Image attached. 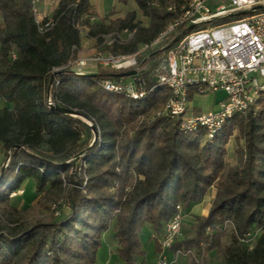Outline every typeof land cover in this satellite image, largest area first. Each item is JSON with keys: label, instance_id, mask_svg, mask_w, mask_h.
I'll return each mask as SVG.
<instances>
[{"label": "trees", "instance_id": "trees-1", "mask_svg": "<svg viewBox=\"0 0 264 264\" xmlns=\"http://www.w3.org/2000/svg\"><path fill=\"white\" fill-rule=\"evenodd\" d=\"M128 1L145 24L135 10L95 19L90 0H59L53 25L39 31L30 0H0V155L8 157L0 166V214L13 224L14 193L28 179L55 204L41 219L0 222V264H95L113 218L123 264H144L142 225L160 233L176 205L191 207L209 187L215 193L207 213L195 216L194 233L175 240L169 250H190L196 264L203 251L213 249L223 264H264V94L255 112L233 115L211 141L202 142L179 131L177 119L153 116L169 95L165 87L139 101L108 93L99 83L118 71L103 67L87 75L59 69V83L49 84L54 69L75 56L82 30L100 42L113 30L135 29L127 44L101 47L131 53L172 20L169 5L185 0H118ZM47 93L53 104L89 118L95 138L84 121L48 105ZM194 95L191 90L187 97ZM235 130L242 144L236 148L239 161L230 164L226 145ZM63 190L67 212L59 201ZM225 223L231 227L230 243L222 240ZM253 234L248 247L244 242Z\"/></svg>", "mask_w": 264, "mask_h": 264}, {"label": "built area", "instance_id": "built-area-1", "mask_svg": "<svg viewBox=\"0 0 264 264\" xmlns=\"http://www.w3.org/2000/svg\"><path fill=\"white\" fill-rule=\"evenodd\" d=\"M37 1L30 0L34 18ZM167 10L175 12L172 20L135 51L113 53L101 49L132 40L135 29L124 27L103 34L93 53L83 57L75 54L54 71L68 69L76 75H87L98 67L115 71L134 69L135 73L130 76L105 78L99 85L105 92L137 101L156 88L165 87L169 95L153 116L177 119L182 133L199 137L202 142L211 141L233 115H245L251 109L255 112L257 99L264 94V0H185L169 5ZM243 11L247 13L241 14ZM233 15L237 17L218 20ZM35 22L39 31L47 30L54 23L51 18L45 21L35 18ZM190 25H193L191 29ZM83 34L88 36L84 30L81 37ZM176 36L175 42L166 44L168 48L162 45L163 40L172 41ZM78 48L75 47L76 52ZM53 80L55 85L59 83L56 74ZM207 88L221 89L225 97L215 110L192 112L189 92L202 94ZM46 103L53 104L49 93ZM181 226L182 207L176 205V212L162 227L155 264H171L165 251L179 239ZM178 253L182 252L176 251L173 255ZM189 253L192 252L183 254Z\"/></svg>", "mask_w": 264, "mask_h": 264}, {"label": "rangeland", "instance_id": "rangeland-1", "mask_svg": "<svg viewBox=\"0 0 264 264\" xmlns=\"http://www.w3.org/2000/svg\"><path fill=\"white\" fill-rule=\"evenodd\" d=\"M102 4L107 8L110 9L113 5L118 6L119 3L117 0H102ZM134 6L133 2L130 1L124 9H130ZM138 18L145 24L147 19L143 17L140 13H138ZM83 39L86 36L83 34ZM100 68V67H99ZM107 68V67H103ZM110 69V68H108ZM121 72V71H118ZM264 80V79H262ZM225 97V92L221 89L218 90H210L206 89L202 94H196L190 100V106L193 108L194 111L198 112H206L207 110H215L220 100ZM4 104V101L0 99V106ZM257 104V103H256ZM84 119V118H83ZM88 123H92L91 120H85ZM97 134V133H96ZM236 130L234 131L233 135L229 138L226 148V156L225 160L228 161L230 164H236L239 161V154L236 152V148L238 147L239 138L236 135ZM92 139H94L92 137ZM8 157H5L4 160L1 159L0 155V166L4 168L7 164ZM72 170V169H71ZM61 196L59 201L64 204L62 210L64 212L68 211V206L66 204V194L65 191H61ZM15 196L13 197V204L16 206L17 210L14 213L15 220L13 224L8 222V218L0 214V222L6 225H16L21 223H26L33 221L34 219H41L50 215L51 211L54 209L55 204L51 200H44L41 193H37L35 188L33 187V181L28 179L23 183V185L14 193ZM62 199V200H61ZM190 208V207H189ZM183 209L182 210V226H181V234L180 239L192 235L194 233L193 225L195 222V215H191L190 217L186 214L189 210ZM114 225H115V218H113L109 222L108 228L103 231L101 236V245L97 249L96 252V260L95 264H123L122 259L119 257L117 252V239L114 236ZM225 236L222 238L224 243H230V231L231 227L230 224H226L225 226ZM6 229H4L5 231ZM161 233H154L148 223H144L142 225L141 231L139 232V239L141 242V248L143 250V257L142 260L144 264H155L158 249L155 251V245L158 246V240L160 239ZM259 230H256L255 234H258ZM255 234L249 238L248 242H244L248 247H250L253 242L255 241ZM167 255V260L170 261L172 256L169 252L165 251ZM194 254H183L178 253L177 256L173 255V260L171 264H196V260H194ZM136 261H140V258H137ZM198 264H223V257L222 254L216 252V250H209L203 251L200 254V257L197 259Z\"/></svg>", "mask_w": 264, "mask_h": 264}, {"label": "crops", "instance_id": "crops-1", "mask_svg": "<svg viewBox=\"0 0 264 264\" xmlns=\"http://www.w3.org/2000/svg\"><path fill=\"white\" fill-rule=\"evenodd\" d=\"M118 1V0H117ZM59 0H38L36 3L37 13L35 14V18L37 20H45L52 18V15L58 5ZM93 9L95 11V19H102L105 16L108 18H114L116 16L123 17L126 12L130 10H135L137 15L140 13L135 3L133 2L134 6L130 9H124L123 7L126 6L130 1H128L126 4L118 5V6H112L110 9H107L103 4L102 0H90ZM97 45V41L94 37L86 36L85 39L81 37L80 45L75 53L77 57H83L88 54H91L94 52ZM96 71V70H95ZM192 112H198L194 111L193 108L191 109ZM242 144V140L239 139L238 146ZM228 153V152H227ZM228 162V161H227ZM215 189L214 187H209L206 194L204 195L203 199L193 204L189 210L187 211V215L190 217L191 215H205L210 207V204L212 202V199L214 197ZM153 232V231H152ZM180 239V238H179ZM158 249V246L155 245V251ZM169 254L172 256L171 260H173V253L168 249L167 250Z\"/></svg>", "mask_w": 264, "mask_h": 264}, {"label": "water", "instance_id": "water-1", "mask_svg": "<svg viewBox=\"0 0 264 264\" xmlns=\"http://www.w3.org/2000/svg\"><path fill=\"white\" fill-rule=\"evenodd\" d=\"M241 14H245L247 13V11H243V12H240ZM193 27V25H190L189 26V29H191ZM178 39V37L176 36L172 41L171 43L175 42L176 40ZM170 45V44H169ZM169 45H166L165 48H168ZM58 72H52L51 75H50V79H49V84L52 82L53 80V77L55 74H57ZM135 73V70L134 69H130V70H126V71H121V72H114V73H111L110 74V77L112 78H117V77H126V76H130L132 74ZM52 107H54L55 109H57L58 111L64 113V114H68V115H71V116H74V117H78L79 119H81L82 121H84L87 125L90 126L92 132H93V138H95L96 136V128L95 126L92 124V123H88L86 122L85 120H83V118L87 119L88 121H90L89 118H87L86 116L80 114L77 110L75 109H72V108H69V107H64V106H59L57 104H51Z\"/></svg>", "mask_w": 264, "mask_h": 264}, {"label": "bare ground", "instance_id": "bare-ground-1", "mask_svg": "<svg viewBox=\"0 0 264 264\" xmlns=\"http://www.w3.org/2000/svg\"><path fill=\"white\" fill-rule=\"evenodd\" d=\"M83 120H87V119L84 118Z\"/></svg>", "mask_w": 264, "mask_h": 264}]
</instances>
